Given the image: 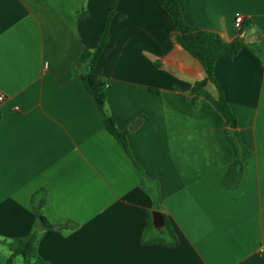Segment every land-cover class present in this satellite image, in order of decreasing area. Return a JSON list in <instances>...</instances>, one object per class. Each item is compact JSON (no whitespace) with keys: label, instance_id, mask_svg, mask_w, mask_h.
Instances as JSON below:
<instances>
[{"label":"crops","instance_id":"crops-1","mask_svg":"<svg viewBox=\"0 0 264 264\" xmlns=\"http://www.w3.org/2000/svg\"><path fill=\"white\" fill-rule=\"evenodd\" d=\"M110 2L0 0V240L35 230L40 264H264V0H179L188 24L263 49L242 45L214 65L249 150L233 188L223 176L237 149L223 117L206 98L187 99L204 68L155 0H116L94 66L134 161L105 129L78 58ZM205 89L217 96L212 82ZM135 163L158 185L174 246L138 241L154 208ZM40 190L46 220L74 224H38Z\"/></svg>","mask_w":264,"mask_h":264},{"label":"trees","instance_id":"trees-1","mask_svg":"<svg viewBox=\"0 0 264 264\" xmlns=\"http://www.w3.org/2000/svg\"><path fill=\"white\" fill-rule=\"evenodd\" d=\"M44 3V0H38ZM163 11L168 15L173 26V39L183 47L188 53L199 60L202 64L205 76L195 81L188 89L189 102L194 105L198 97H204L210 101L213 107L221 114L224 119V125L228 137L234 142L237 154L234 160L228 165L223 176V183L233 188L237 185L242 175V164L249 154V150L241 141L237 130V119L232 112L223 92L214 76V65L216 60L221 56H230L237 52L242 46L246 45L249 49L261 56L263 49L261 46L248 44L242 41L240 37H236L230 41L224 40L219 33L194 27L188 24L181 13L179 0H155ZM116 0H111L107 8L103 20V26L96 45L92 48H84L79 55L80 76L83 84L91 96L105 129L117 140L124 152L132 158L127 143L124 130L116 127L112 117L109 115L105 106V79L94 72V66L105 46L109 37V21L113 15ZM82 14V12H80ZM207 81L212 82L217 88V96L210 95L205 89ZM133 160V158H132ZM134 161V160H133ZM136 164V163H135ZM140 172V185L151 196L152 208H159V190L157 183L148 178L142 172V169L136 164ZM42 191V193H41ZM45 201L44 190H40L33 196V209L37 219V223L47 228H60L74 224V222H65L61 224H50L46 218L40 213V207ZM163 215V224L159 228H155L152 224L151 210L144 228L142 229L138 241L143 244H161L165 246H174L177 244V236L172 229L167 217ZM0 244L7 248V256L3 264H14L15 259H22L20 264H40L42 260L38 257L32 259L36 249V232L32 230L30 233L22 237L13 238L11 240H0ZM1 264V263H0Z\"/></svg>","mask_w":264,"mask_h":264},{"label":"water","instance_id":"water-1","mask_svg":"<svg viewBox=\"0 0 264 264\" xmlns=\"http://www.w3.org/2000/svg\"><path fill=\"white\" fill-rule=\"evenodd\" d=\"M133 126L135 125V122L132 124ZM151 217H152V224L154 227L159 228L163 224V215L161 211L157 209H153L151 211Z\"/></svg>","mask_w":264,"mask_h":264},{"label":"rangeland","instance_id":"rangeland-1","mask_svg":"<svg viewBox=\"0 0 264 264\" xmlns=\"http://www.w3.org/2000/svg\"><path fill=\"white\" fill-rule=\"evenodd\" d=\"M7 256V248L3 245H0V263L3 264L5 262ZM22 259L20 257H17L15 259L14 264H20Z\"/></svg>","mask_w":264,"mask_h":264},{"label":"built area","instance_id":"built-area-1","mask_svg":"<svg viewBox=\"0 0 264 264\" xmlns=\"http://www.w3.org/2000/svg\"><path fill=\"white\" fill-rule=\"evenodd\" d=\"M243 21V16L240 13H237L234 17V22L237 27H241ZM5 98L3 93H0V101Z\"/></svg>","mask_w":264,"mask_h":264}]
</instances>
